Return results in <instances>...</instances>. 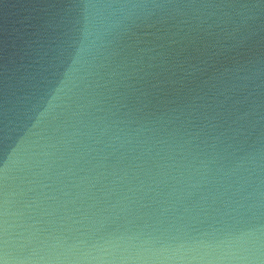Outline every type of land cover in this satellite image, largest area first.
Listing matches in <instances>:
<instances>
[{"label":"water","instance_id":"water-1","mask_svg":"<svg viewBox=\"0 0 264 264\" xmlns=\"http://www.w3.org/2000/svg\"><path fill=\"white\" fill-rule=\"evenodd\" d=\"M0 264H264V0H0Z\"/></svg>","mask_w":264,"mask_h":264}]
</instances>
